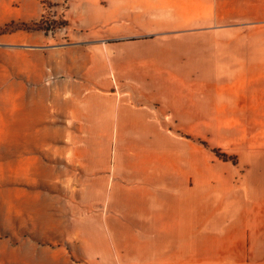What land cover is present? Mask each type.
Listing matches in <instances>:
<instances>
[{
	"label": "crops",
	"instance_id": "obj_1",
	"mask_svg": "<svg viewBox=\"0 0 264 264\" xmlns=\"http://www.w3.org/2000/svg\"><path fill=\"white\" fill-rule=\"evenodd\" d=\"M208 2L225 22L231 1ZM157 3L168 18L170 0H0V264H264V146L221 181L195 141L227 115L197 77L216 53L178 52L170 79L169 49L117 48Z\"/></svg>",
	"mask_w": 264,
	"mask_h": 264
},
{
	"label": "rangeland",
	"instance_id": "obj_2",
	"mask_svg": "<svg viewBox=\"0 0 264 264\" xmlns=\"http://www.w3.org/2000/svg\"><path fill=\"white\" fill-rule=\"evenodd\" d=\"M230 1L225 4V13L223 10L227 15L225 22L218 19V24L212 20L208 0H200V6L198 0H186L181 4V8L178 6V11L175 1L170 0L168 18L167 12L162 11L160 3L154 4L152 26L145 28L146 24L148 26V19L138 18L135 21L136 28H145L147 31L133 38L126 37L119 42L120 45L116 44L117 48L120 46L118 50L126 55L157 52L158 48L161 50L162 47L169 49L170 58L165 62L161 60L169 72L159 69V73L167 76L169 74L170 79L172 76L177 77V74L182 75L181 67L185 60L175 57L178 52L195 51L199 45L201 51L216 53L213 59L216 69L201 67L197 77L201 78L202 94L204 92L218 94L220 88H227L226 93L229 97L231 93L230 100L219 99L216 105L218 114L220 110H223L221 113L227 114L218 119L228 121L203 120L200 123V138L195 141L201 146V161L218 164L217 174L221 181L222 176L229 172V167L233 174L236 173L233 179H239L243 148L253 144L264 146V0ZM192 7H200L202 10L190 13ZM174 14H179V17H175ZM66 23L68 21L64 18L56 19L58 27ZM125 24L127 23L122 21V25ZM43 25L45 26L42 23ZM196 36L205 42H197ZM161 38H164V43H159L158 40ZM220 53L227 54L225 56L227 59H222ZM122 60L120 82H134L133 77L128 74L129 59ZM130 60L136 61L131 58ZM223 61L226 64L232 63L226 68L231 74H218L223 70L218 68ZM138 62H141L142 66L149 65V60L145 58L138 59ZM158 63L160 66L161 63ZM110 78L111 80L113 78L111 74ZM222 84H226V87ZM208 102L209 100H204V103ZM223 105L227 107L224 108ZM220 185L224 183L220 182Z\"/></svg>",
	"mask_w": 264,
	"mask_h": 264
}]
</instances>
